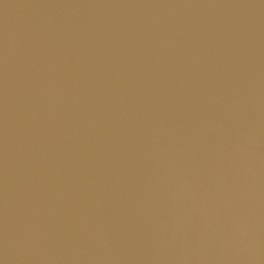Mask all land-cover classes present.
Returning a JSON list of instances; mask_svg holds the SVG:
<instances>
[{
  "label": "water",
  "instance_id": "obj_1",
  "mask_svg": "<svg viewBox=\"0 0 264 264\" xmlns=\"http://www.w3.org/2000/svg\"><path fill=\"white\" fill-rule=\"evenodd\" d=\"M0 264H264V0H0Z\"/></svg>",
  "mask_w": 264,
  "mask_h": 264
}]
</instances>
